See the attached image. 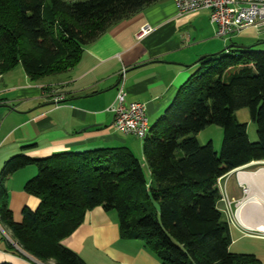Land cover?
<instances>
[{
    "label": "trees",
    "instance_id": "trees-1",
    "mask_svg": "<svg viewBox=\"0 0 264 264\" xmlns=\"http://www.w3.org/2000/svg\"><path fill=\"white\" fill-rule=\"evenodd\" d=\"M159 0H0V75L21 65L30 80L72 69L83 47L111 25ZM142 141L143 164L126 147H98L33 158L15 154L0 171V221L20 250L40 262L86 264L62 243L101 206L117 214L121 237L142 240L160 264H264L230 250L218 179L264 160V51L225 48L197 62ZM256 125L250 141L236 111ZM222 128L218 153L196 134ZM25 146L24 148H27ZM34 165L24 190L38 198L15 222L6 179ZM0 264H12L2 261Z\"/></svg>",
    "mask_w": 264,
    "mask_h": 264
},
{
    "label": "crops",
    "instance_id": "crops-1",
    "mask_svg": "<svg viewBox=\"0 0 264 264\" xmlns=\"http://www.w3.org/2000/svg\"><path fill=\"white\" fill-rule=\"evenodd\" d=\"M145 24L152 31L138 38L136 34ZM229 44L264 51V28L248 27L222 39L215 36L207 9L180 13L172 0H159L111 25L85 45L78 63L65 73L32 81L21 65L15 66L0 75V166L15 154L42 158L66 151L126 147L140 159L149 177L143 140L112 125L110 107L119 89L125 90L128 102L145 103L151 127L180 84L197 68L199 58ZM248 137L257 138L255 132H248ZM254 165H264V160L251 161L218 179L221 188L220 183L224 185L226 177L234 175L237 188H222L233 202L243 197L240 182L244 181L238 173L248 174L244 180L251 188L260 183L250 178L261 169H252ZM244 168L251 171H239ZM35 173V166L27 165L6 179L8 203L20 202L31 209L38 205V198L24 190ZM250 209L246 208L243 219L252 225L255 219L254 223L249 219ZM62 243L86 264H160L142 240L121 237L116 212L101 206L86 211L83 222ZM2 261L40 264L26 254L0 250Z\"/></svg>",
    "mask_w": 264,
    "mask_h": 264
},
{
    "label": "built area",
    "instance_id": "built-area-1",
    "mask_svg": "<svg viewBox=\"0 0 264 264\" xmlns=\"http://www.w3.org/2000/svg\"><path fill=\"white\" fill-rule=\"evenodd\" d=\"M172 1L180 13L207 9L209 11V21L215 26V36L222 39H226L248 27H254L256 29L264 28V0ZM151 31L152 27L149 24H145L141 26L136 36L140 38ZM56 100L58 101L60 99L56 98ZM110 110L113 113L112 125L116 130L125 134H132L142 140L149 135L150 125L145 103L139 101L128 102L126 100V92L122 87L119 89ZM241 187L246 195L247 186L242 185ZM220 194L221 200L225 201L226 205L232 203V200L227 196L224 189H222ZM231 222L234 221L232 220ZM237 225H239V228H245L239 222ZM0 229L2 230L1 226ZM256 232L264 234V231ZM5 235L8 241L15 244L20 250L9 235ZM40 264L43 263L40 262Z\"/></svg>",
    "mask_w": 264,
    "mask_h": 264
},
{
    "label": "rangeland",
    "instance_id": "rangeland-1",
    "mask_svg": "<svg viewBox=\"0 0 264 264\" xmlns=\"http://www.w3.org/2000/svg\"><path fill=\"white\" fill-rule=\"evenodd\" d=\"M235 114H236V117L239 121H241V122H247L248 121L247 133L248 132L249 133L255 132V134H256V125L251 121L250 116H249V111L247 108L239 109L236 111ZM222 134H223V132H222V128L220 126H218L216 124H210V125H207L201 131H199L196 134V138H197L199 144H201V145L207 143L208 141H212L215 150L219 153L220 148H221V143H222ZM250 141L253 142V141H256V139L250 140ZM2 166H3V164L0 166V171H1ZM257 166H259V165H254L251 168L255 169V168H257ZM258 168H264V165H260ZM241 170L242 171H251V169H247V168L240 169L239 171H241ZM36 171H37V168H36ZM261 171H264V170H258L255 173H259ZM240 175L241 174H238V176H240ZM234 182H235L234 175L230 174L229 176H227L225 179V184L223 185V183H220V185H221V189L219 188L220 193L222 192V188L226 189V187H227L228 191L232 187L237 188V186ZM225 185H226V187H225ZM256 185H257V188H259L261 186L260 183H258ZM241 189H242V187H241ZM238 190H239V192H241L240 189H238ZM242 193H243V197H242V199H243L246 197L245 193L243 192V189H242ZM241 200H239V202ZM237 205H238V201H234V202L232 201V203L229 205H226L225 201H223V200H221L219 202V207L222 209V211L224 212L225 218L230 223L229 227H230V234H231V238H232L230 250L232 252H236V253L254 254L262 263H264V234H261V233L256 232V231L247 230L245 228H238V226H236V224L238 223L236 218H235V211L237 209ZM24 206H26V205L23 203H20V202H18V203L13 202L12 204L8 203V207L12 211L13 219L15 222L21 221V218H22L21 211H22V208ZM249 207L251 208L249 210V213H248L249 219L251 218L252 222L254 219L256 221V222L254 221L255 223L253 222L254 223L253 225H256L258 223L262 224V221H264V220H262V219H264V217H262V215H264V209H262L261 206H248L246 208H249ZM246 208H244V210H243V215H244V211L246 210ZM232 220L234 222H231ZM0 226L2 228V230L0 229V250L12 252V253L16 252V250H19L15 244L10 243L8 241V239L5 235V234H7V235L11 236L9 229L1 221H0ZM10 238H12V237H10ZM36 261H38V260H36ZM41 263L49 264L46 262H41Z\"/></svg>",
    "mask_w": 264,
    "mask_h": 264
},
{
    "label": "bare ground",
    "instance_id": "bare-ground-1",
    "mask_svg": "<svg viewBox=\"0 0 264 264\" xmlns=\"http://www.w3.org/2000/svg\"><path fill=\"white\" fill-rule=\"evenodd\" d=\"M259 170H264V168H261ZM245 175L248 176V174H241L239 176V180L241 178V181H244V182H240V183L244 184L245 186H247V188H246L247 192H246V197L243 198L237 205V210H236V213H235L236 219L247 230L264 231V221H262V224L258 223L256 225H253V224L251 225V224H247L245 222V220L243 219V210H244V208H246L248 206H261L262 209H264V171H261L259 173L253 174L252 177H250V178H253V179L260 180V185L261 186L259 188H251V187H249L248 183L245 182V180H244V178L246 179ZM262 217H264V215H262ZM262 220H264V219H262Z\"/></svg>",
    "mask_w": 264,
    "mask_h": 264
},
{
    "label": "water",
    "instance_id": "water-1",
    "mask_svg": "<svg viewBox=\"0 0 264 264\" xmlns=\"http://www.w3.org/2000/svg\"><path fill=\"white\" fill-rule=\"evenodd\" d=\"M234 46H237V45L229 44L227 48H231V47H234ZM238 47L246 48V47H249V46H238ZM203 57H205V56H201L199 59H202Z\"/></svg>",
    "mask_w": 264,
    "mask_h": 264
}]
</instances>
